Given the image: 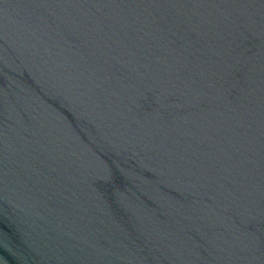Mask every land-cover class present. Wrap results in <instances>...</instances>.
I'll use <instances>...</instances> for the list:
<instances>
[{
	"label": "water",
	"instance_id": "95a60500",
	"mask_svg": "<svg viewBox=\"0 0 264 264\" xmlns=\"http://www.w3.org/2000/svg\"><path fill=\"white\" fill-rule=\"evenodd\" d=\"M0 264H264V0H0Z\"/></svg>",
	"mask_w": 264,
	"mask_h": 264
}]
</instances>
